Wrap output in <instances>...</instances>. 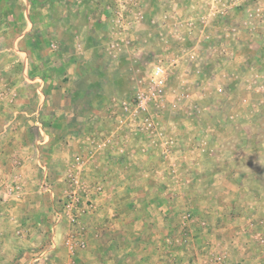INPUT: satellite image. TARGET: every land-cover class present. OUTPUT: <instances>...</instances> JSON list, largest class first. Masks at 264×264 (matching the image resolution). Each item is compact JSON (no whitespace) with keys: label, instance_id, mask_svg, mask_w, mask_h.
<instances>
[{"label":"crops","instance_id":"obj_1","mask_svg":"<svg viewBox=\"0 0 264 264\" xmlns=\"http://www.w3.org/2000/svg\"><path fill=\"white\" fill-rule=\"evenodd\" d=\"M18 1L19 13L12 0L3 7L0 2V264H202L217 255L226 264L263 263L252 236H264V136L250 134L247 87L236 92L232 81L215 86L205 94L209 100L182 101L180 120L165 121L168 136L142 134L138 121L123 122L110 110L124 73L119 79L103 72L99 86L78 90L76 80L90 68L76 73L81 60L75 51L99 53L109 41L100 33L112 34L97 5L51 0L48 8L38 0ZM142 1L146 23L138 26L143 36L131 49L151 52L178 43V54L162 53L163 59L178 55L170 65L178 63V71L171 69L169 79H195L199 87L223 75L221 55L231 80L249 77L245 64L264 68V0ZM152 32L159 36L150 39ZM62 47H69L65 55ZM44 49L50 58L37 56ZM125 61L118 56V63ZM235 64H244L243 71L235 74ZM170 81L167 91L174 88ZM90 95L95 98L85 101ZM123 106L116 105L117 113ZM187 126H194L193 137ZM74 164L92 209L80 215L84 245L72 254L63 245L70 225L52 218L60 189L51 176L65 175ZM187 211L193 214L188 229ZM250 225L253 231L246 230ZM184 235L188 241L179 244Z\"/></svg>","mask_w":264,"mask_h":264},{"label":"rangeland","instance_id":"obj_2","mask_svg":"<svg viewBox=\"0 0 264 264\" xmlns=\"http://www.w3.org/2000/svg\"><path fill=\"white\" fill-rule=\"evenodd\" d=\"M32 1L33 2L35 1V3L37 2L36 0H32ZM0 2L2 4V7L6 6L5 0H0ZM12 2L13 3L11 9L14 10V12L16 13H19L22 7L20 5V2L18 0H12ZM41 2H42V6H46L50 8L51 0H38L37 4ZM91 2L92 3L94 2L97 5L95 6L96 7L95 11L101 12V18L106 19V24H108L109 26L112 25V27H110V29L112 30V34H109L108 30H104L102 33H100V35L105 40L109 39V41L106 43L107 45L105 44L104 46L102 45L103 47L100 48L99 53L95 52L99 50V49L96 50V48L90 49L92 51L86 49L85 52L83 51V53H80V50H78V52L75 51L74 54L76 55L78 60H81L76 64L74 68L76 73L78 70H82V67L84 70L87 66H89L90 68V69L88 68L89 72H86L84 76L81 77L78 81L76 80V83L78 84V90L79 89L83 90L84 87L88 88V86H90L91 88H94V86H99L97 82L98 81L97 77L99 75L103 77L105 75L104 73H107V75L112 74L113 76H117L119 79L121 75L124 73L125 77L124 78L123 76L121 77L120 79L121 81L119 85L120 87L119 90L121 93L116 94V92L113 91L112 95L110 96V98H113L111 100L112 107H110L111 108L110 110L112 113L113 112L115 113L114 116L115 118L121 119L126 117L127 114L122 112V109L120 110L121 111L120 113H117L119 112L118 111L119 109L118 107H116V105H118V103L133 101L135 93L140 89L145 88L148 85L149 78L151 77L154 68L157 65L162 66L163 68L166 69V86H165L164 102H162L161 104V100L153 101L149 104L148 108L150 114L153 116V118H155L157 124L156 134L158 135L164 134L165 136H168V132H170L171 130L169 129V126L165 124V121L169 119L180 120L181 116L178 106L183 105L182 101L184 103L186 102L190 104H196V101L197 100L199 101L200 99L209 100L207 98V95L205 94H211L213 92V87L215 86L225 87L227 85V82L230 83L232 81L236 92L241 90L244 87V85L247 87L246 88L247 95H245L244 97L246 100H248V102L245 101V103L247 105L248 104L250 105V115H251V122L249 129L250 134L252 135V137H254V139H258V140L260 136H264V68H261L258 65H254V64L249 65L250 67L249 68L247 64H245L246 70L250 72L249 77L246 79L233 77V79L231 80L230 75L232 72L230 71V73H228V62H226V60L228 59H226L225 57L226 55L225 56L221 55L222 64H220V69L222 70L223 75L222 76L219 75L217 78H211V79L206 78L203 80V82L199 81V87H197L195 79L190 80V82H183V81L180 82L179 78L177 77H175L173 80L171 78L169 79L171 69L178 71V67H179L178 63H174L172 66H170L172 64L171 62L173 61V59L175 58L177 59L178 55L172 57H166L168 59L167 60V59H163L162 53L166 55L170 51H175V54H178V48H177L178 43L174 44V46L165 43L164 46L159 45L156 48H153L154 51L150 49L151 52L146 51L145 49L144 51L139 53L131 49L132 40L137 43L139 40H141V37L143 36V35L140 36V34L136 32V30L137 28H139L138 27L139 25L141 27L142 24L144 25L146 23L145 20L147 15L144 13L146 11L143 8H141L142 6L144 7V5H146L145 1L143 2L142 0H91ZM72 3L76 7L78 4L80 5L82 3V0H74ZM117 6L120 7V10H117V8H115ZM94 16L92 18L93 21H96L97 19L100 18L99 17L100 15L98 16L96 14ZM118 17L120 18V20H118ZM248 31L252 36H257L259 34V31L257 30H248ZM120 32L122 33L121 36H119ZM152 33H150V39H152L155 36L157 37L159 36L158 33H154V34ZM115 34L117 35V37L119 38L121 37V39L123 40L120 41L121 39L117 37L114 38ZM91 37H93V35ZM173 41L177 42L179 41V39L177 38V41L176 40ZM62 50L64 53H62ZM67 50H69V47H65V48L62 47L60 52L62 53V55H65ZM50 54H51L50 51L44 49L43 51L39 52L37 56L39 57L41 55H44L45 57L48 58ZM119 55L124 56L127 61L123 63H118L117 60ZM158 57H162V62L158 61ZM32 60L35 62L34 59ZM262 64H264V61ZM32 65L34 66L35 63H32ZM243 65L235 64V68L233 69V72L236 74V72L238 73L241 70L243 71L242 69ZM93 69L97 71L92 72ZM46 71L48 72L47 74H52L53 72L51 67H48ZM113 79L116 78L114 77ZM112 81L113 80H111V82ZM169 81L170 82L173 81L172 87L174 88L172 89V91H167ZM113 84L117 85L118 81H113ZM202 85H205L204 89L198 90L202 87ZM32 86L33 85H31L30 87ZM30 87L27 86V92H26L28 98L27 100L33 103L35 101V97L31 92ZM113 88L114 86L112 84L108 85V89L110 91ZM198 93H203V94L198 95ZM94 98H95L94 95L86 96L85 101L87 99L93 100ZM194 106L195 105H193V107ZM184 114H188V112L187 113L185 112ZM190 115L191 118H193V115L192 114ZM76 118L78 119L79 122L82 119V116H78ZM193 127L194 126H187L185 132L187 134L192 135V137L195 134V129ZM180 132H181L180 127L176 126L175 129L176 135L181 134ZM204 132L206 133L205 130ZM28 133L30 135L34 134L32 129L31 131L29 130ZM262 140H264V137L262 138ZM199 148L203 149V147H199ZM169 150H170V143H166L164 145V151L169 152ZM74 166L75 164L72 166L70 165L67 171L65 172V175L55 174L51 176L53 179L55 177L58 180V183H56V185H58L60 189V191L58 190V197H60L59 198L60 202L58 201L59 204H55L56 209H58L57 211L61 210L62 204L65 201L66 193L69 192L68 190L70 185L69 182L70 173H73L74 176L79 177ZM53 217L55 219L54 214H52V218ZM186 217L187 219H185ZM192 217L193 214L190 211L185 212V214L183 215V221L185 220L183 222V226L186 229H188V227L191 228L192 224L190 223V221ZM52 218L50 215L47 221V226L52 224L51 222ZM47 226L45 228V231H47ZM246 230L253 231L254 228L250 225ZM184 232H186V230ZM183 238L184 236H182L178 240L179 244H184ZM260 248L262 250V255L264 256V247L260 246ZM253 250L255 253L258 251V249H253Z\"/></svg>","mask_w":264,"mask_h":264},{"label":"built area","instance_id":"obj_3","mask_svg":"<svg viewBox=\"0 0 264 264\" xmlns=\"http://www.w3.org/2000/svg\"><path fill=\"white\" fill-rule=\"evenodd\" d=\"M251 29L255 30L254 27H251ZM165 86L166 69L157 65L149 78L148 85L135 93L133 101L124 103L122 112L127 114V116L121 118V120L123 122L138 121V124H140L139 127H137L138 131L146 133L150 137L155 135L157 124L155 118L150 114L148 106L153 101L161 100V104L164 102ZM69 177V192L66 193L61 210L56 211L55 220L58 223L65 220L70 225V232L64 239L63 245L74 254L77 246L83 247L84 245V234L79 227L80 215L83 211L92 209V204L83 201L79 190V178L74 176L73 173H70ZM185 219H187V217ZM252 238H254L260 246H264V236L262 234H255ZM187 241L188 238L184 235L183 242L186 243ZM202 264H226V257L224 255L213 256ZM261 264H264V262Z\"/></svg>","mask_w":264,"mask_h":264}]
</instances>
